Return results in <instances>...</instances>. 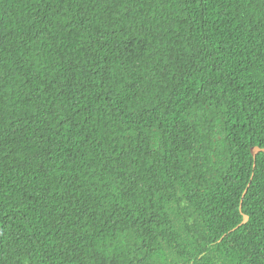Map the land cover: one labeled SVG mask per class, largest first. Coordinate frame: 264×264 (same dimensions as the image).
Segmentation results:
<instances>
[{
  "label": "trees",
  "instance_id": "trees-1",
  "mask_svg": "<svg viewBox=\"0 0 264 264\" xmlns=\"http://www.w3.org/2000/svg\"><path fill=\"white\" fill-rule=\"evenodd\" d=\"M252 146L264 0H0V264H264Z\"/></svg>",
  "mask_w": 264,
  "mask_h": 264
},
{
  "label": "water",
  "instance_id": "water-1",
  "mask_svg": "<svg viewBox=\"0 0 264 264\" xmlns=\"http://www.w3.org/2000/svg\"><path fill=\"white\" fill-rule=\"evenodd\" d=\"M260 151H264V148H260L258 146H252L251 147V153H252V156H253L254 159L256 158L257 153L260 152ZM244 193H243V195H244ZM247 220H248V216L244 215L243 222H246Z\"/></svg>",
  "mask_w": 264,
  "mask_h": 264
}]
</instances>
